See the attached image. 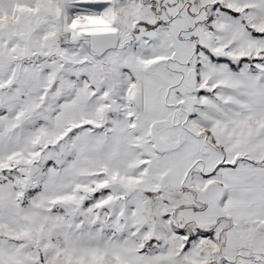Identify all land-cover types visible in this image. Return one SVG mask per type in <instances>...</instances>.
Returning <instances> with one entry per match:
<instances>
[{"label":"rangeland","instance_id":"obj_1","mask_svg":"<svg viewBox=\"0 0 264 264\" xmlns=\"http://www.w3.org/2000/svg\"><path fill=\"white\" fill-rule=\"evenodd\" d=\"M67 1L110 6L76 31L116 48L0 0V264H219L213 169L264 111V0Z\"/></svg>","mask_w":264,"mask_h":264},{"label":"crops","instance_id":"obj_2","mask_svg":"<svg viewBox=\"0 0 264 264\" xmlns=\"http://www.w3.org/2000/svg\"><path fill=\"white\" fill-rule=\"evenodd\" d=\"M248 116L236 117L232 125L225 124L235 132L243 127L247 133L239 142V138L228 139L232 129L226 131L223 143L227 150L221 162L214 163L216 182L222 188L219 264H264V111ZM244 144L248 148L241 150Z\"/></svg>","mask_w":264,"mask_h":264},{"label":"bare ground","instance_id":"obj_3","mask_svg":"<svg viewBox=\"0 0 264 264\" xmlns=\"http://www.w3.org/2000/svg\"><path fill=\"white\" fill-rule=\"evenodd\" d=\"M90 2H92V0ZM56 6V14L59 24L58 27L63 31L64 34L71 37V39L77 40L86 46H89V39H87L88 36L81 34L82 32L78 33L76 31L77 27L110 25L113 22L111 7L107 5L101 7L95 6L89 2L82 4L77 1H72L71 3L67 0H56ZM70 16L72 19H70Z\"/></svg>","mask_w":264,"mask_h":264},{"label":"water","instance_id":"obj_4","mask_svg":"<svg viewBox=\"0 0 264 264\" xmlns=\"http://www.w3.org/2000/svg\"><path fill=\"white\" fill-rule=\"evenodd\" d=\"M87 36L93 52L97 55H100L107 50L116 48L119 40L118 34L115 31L91 33Z\"/></svg>","mask_w":264,"mask_h":264}]
</instances>
